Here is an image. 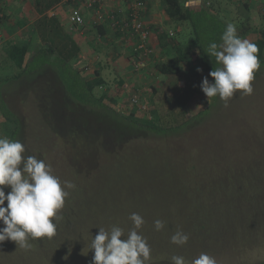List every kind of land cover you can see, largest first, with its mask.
Masks as SVG:
<instances>
[{
	"label": "rangeland",
	"instance_id": "374dc122",
	"mask_svg": "<svg viewBox=\"0 0 264 264\" xmlns=\"http://www.w3.org/2000/svg\"><path fill=\"white\" fill-rule=\"evenodd\" d=\"M254 1L256 2L251 10L253 24L264 30L263 5L260 0H253L252 3ZM236 5L231 3L230 10L241 14L243 7ZM121 7H125L124 4H121ZM62 11L64 16H68L69 6H64ZM148 11L152 14H162L160 0H150ZM50 12L54 14V11ZM161 21L163 23L164 18ZM161 26L164 27L162 24ZM165 26L173 35L178 31L182 34L177 35L178 39L182 40L183 47L191 53L190 69L170 77L160 74L155 65L142 70L132 69L135 77L133 76V80H125L121 98L131 94L133 87L140 89V97L147 92L150 94L153 87H156L158 93L154 100L164 108L163 110L160 107L164 113H169L168 108H173L176 112L181 111L180 106L172 99L174 95H190L180 115L191 117L200 110L208 109L203 117L204 121L191 130L133 138L109 153L101 148L95 168H89V165L78 171L71 166L70 146L57 136L52 128L64 126L67 131L72 126L63 125V122L68 120L56 109L53 108L52 111L50 104L58 100V95L52 93V99H47L45 87L48 80L18 79L13 85H6V91L14 101V106L19 109L22 119L18 122L12 141L19 140L24 145V157L34 156L50 165L52 175L59 178L62 188L69 195L65 197L63 208L57 211L54 218L55 235L50 239L29 238L28 243L32 245L29 249L21 248L10 239L0 242V264H92L94 250L90 248L100 228L110 232L113 227H119L124 233L121 239H126L134 229V223L130 219L133 213L139 214L144 221L136 231L146 239L150 248V259L145 261V264L161 261L173 264L174 256L183 257L185 264H192L201 253L214 258L216 264H253L264 260V239H257V243L249 248V245L243 243L254 242V237L249 236L250 228L239 227L231 222L234 216H229L228 213L231 212V205L235 201L232 195L226 193L228 187H224L225 181L219 176L204 172L202 168H199L198 172L197 169H191L188 162L198 160L196 152L187 150L193 148L196 151L199 148L198 155L201 160L212 162L222 154L221 144L227 146L244 140L240 137L244 133L243 128L245 131L251 128L258 132L264 128V65H260L254 72V90L251 95H241L242 90H238L229 99L227 107L219 95L216 104H212V98L208 100L201 88L205 77L210 83L212 79H209L206 70H202L199 56L192 53L194 47H189L194 43L189 24H181L183 27L179 29L172 23ZM72 31L70 28L69 32ZM98 35H95L98 40L94 45L102 44L106 46L104 50L112 46L108 41L105 45L104 38ZM12 38L22 40L17 34L12 35ZM154 42L156 44L157 41ZM99 49L102 52V47ZM120 50L126 53L131 61L127 47L123 45ZM174 53V49L172 52H166L157 46L155 57L156 60L158 56L166 60ZM91 55L93 58H99ZM90 58L87 56L88 60ZM87 66L84 75L93 76L95 68L91 66V61ZM116 73L117 71L112 69H107L105 73L107 83L113 88L119 87ZM31 85L33 90L30 89ZM19 94L22 95L21 98ZM146 105L147 109L139 112L141 116L148 115L155 106L151 103ZM43 108L46 110L44 114ZM120 110L125 112L122 107ZM94 122L101 123L100 120ZM0 128V137H6L1 134L2 124ZM251 137L254 139V135ZM6 138L10 140L8 136ZM175 144L178 145L177 149ZM205 156L207 157L204 158ZM77 161L84 165L80 159ZM65 181L71 182L75 187L65 188ZM10 190V187L6 186L5 194ZM240 213L237 206L235 217ZM157 220L164 225L160 230L155 227ZM4 226L0 221V228ZM231 229L236 231L239 238H231ZM178 232L188 236L185 244L172 242V236ZM260 237L264 238V234ZM232 241L242 242V253H229ZM223 251L226 254L220 253Z\"/></svg>",
	"mask_w": 264,
	"mask_h": 264
},
{
	"label": "trees",
	"instance_id": "16d2710c",
	"mask_svg": "<svg viewBox=\"0 0 264 264\" xmlns=\"http://www.w3.org/2000/svg\"><path fill=\"white\" fill-rule=\"evenodd\" d=\"M63 1L31 0V8L39 16L27 26L24 39H7L5 35L0 37L5 53V56L0 58L2 136L5 134L12 140L16 134L15 129L18 122L22 121L19 109L14 106L12 103L14 101L6 91V85H13L18 79L48 80L45 96L51 100L52 93L58 95L56 97L58 100L50 104L51 109L52 111H54L53 108L56 109L65 120H68V122L64 121L63 125L71 124L72 128L67 131L64 126L51 128L70 146V156L72 157V165H70L77 168L78 171L89 165V168H95L97 155L101 148L109 153L133 138L147 137L150 134L169 135L182 130H191L204 121L203 117L208 109L200 110L191 117L180 115L187 105L190 95L186 97L174 95L172 99L177 106H180L181 111L178 113L173 108H168L169 113H164V108L154 100L158 90L153 87V92L150 94L147 92L139 100L142 104L151 103L155 106L148 112V115L141 116L139 114L140 107L131 101L132 94L139 92V88L133 87L131 94L128 93L124 98H121L126 82L123 77L118 81L119 87L113 88L104 78L101 67L94 69L93 76H85L86 66H81L83 58L79 43L74 39L72 32L65 28L56 13L48 15L49 10L55 9ZM105 2L113 4L114 0H105ZM252 2L253 0H160L164 12L168 16L166 24H175L176 29L183 27L181 24H189L191 38L194 41L189 47L191 49L194 47L195 50L192 53L199 56L202 70H206L208 73L221 65L215 62L214 57H210L207 48L212 42L222 43L221 36L229 23L236 26L237 35L241 39H247L257 45L260 65H264V30L253 24ZM231 3H236L239 8L242 6L243 12L241 14L234 13L229 8ZM260 4L263 5L262 9L264 10L262 0H260ZM148 7L146 14H148ZM6 11L4 7L0 6V33L5 28L6 32L10 34L16 26L11 22V15ZM17 25L22 27L27 25V22L20 20ZM93 26L94 29L98 28L99 37L107 33L108 27L112 30L108 21ZM154 30L156 45L159 48L175 50L169 59L161 60L156 64L159 73L170 77L187 72L190 69L191 53L183 47L182 40L178 39L177 34H182L178 31L173 35L168 29L157 26H154ZM113 33L122 36L121 32ZM209 79H212L210 81L214 83V78L210 74ZM30 89L33 90L32 85ZM217 96L211 97L212 104H216ZM44 103H46V99H44ZM120 107L124 108L125 112H121ZM48 109L50 110V107ZM44 111L46 110L43 108V114ZM94 120H100L101 123L96 124ZM243 132L240 137L244 140L239 143L227 146L221 144L222 154L215 157L212 162L201 160L198 155L199 148L196 151L193 148L187 150L196 152L197 160L201 161L188 162L191 169H197L196 172H198V169L202 168L204 172L219 176L225 181L223 185L228 187L226 193L232 195L235 201L231 205L233 208L228 215L234 216L231 222L235 225L250 228L249 236L254 237V242L243 243L249 245L250 248L251 245L257 243V239H264L260 237L264 234V128L259 132L251 128L245 131L243 128ZM111 134L116 136H111ZM252 134L254 139L251 137ZM176 146L178 145L175 144V148ZM76 159H80L84 165H80ZM237 206L241 213L235 217ZM230 232L232 233L230 234L231 238H239L235 230L231 229ZM243 244L240 241L233 242L229 253H242ZM220 253L226 254L224 251ZM150 264L172 263L161 261ZM253 264H264V260Z\"/></svg>",
	"mask_w": 264,
	"mask_h": 264
},
{
	"label": "clouds",
	"instance_id": "9594fccd",
	"mask_svg": "<svg viewBox=\"0 0 264 264\" xmlns=\"http://www.w3.org/2000/svg\"><path fill=\"white\" fill-rule=\"evenodd\" d=\"M221 41L220 44L212 42L207 48V53L221 67L209 73L214 83L205 77L201 88L208 100L219 95L227 107L229 99L238 90H242L241 95L245 96L253 93L254 72L260 67L259 49L255 43L241 39L232 23L227 25ZM24 152L25 147L19 140L0 137V221L5 225L0 228V242L10 239L21 248L29 249L32 247L29 238L50 239L55 235L54 218L69 193L62 188L59 178L52 175L50 165L34 156L24 157ZM6 186L11 189L7 195ZM64 187L73 188L75 185L65 181ZM130 219L134 229L123 240L121 228L113 227L110 232L100 228L90 248L94 250L92 264H145L150 259L147 241L136 231L144 223L143 218L133 213ZM163 226V222L155 221L157 230ZM171 240L182 245L188 236L178 232ZM172 260L174 264H185L183 257L174 256ZM192 264H216V261L201 253Z\"/></svg>",
	"mask_w": 264,
	"mask_h": 264
},
{
	"label": "built area",
	"instance_id": "2783aa9c",
	"mask_svg": "<svg viewBox=\"0 0 264 264\" xmlns=\"http://www.w3.org/2000/svg\"><path fill=\"white\" fill-rule=\"evenodd\" d=\"M63 3L69 6L72 30L83 32L89 19L93 25L108 21L113 32L122 33L134 69L142 70L154 61L157 52L155 25L146 20L150 0H114L113 4L105 0H64ZM121 4L125 7H121ZM140 98L138 92L133 93L131 101L138 104L139 110L147 109L146 103H140Z\"/></svg>",
	"mask_w": 264,
	"mask_h": 264
},
{
	"label": "crops",
	"instance_id": "0c3cea01",
	"mask_svg": "<svg viewBox=\"0 0 264 264\" xmlns=\"http://www.w3.org/2000/svg\"><path fill=\"white\" fill-rule=\"evenodd\" d=\"M255 2L256 1H254V3H251L252 8L254 7ZM151 5H150L149 10L151 9ZM0 6L4 7V9L7 10L6 12L11 15L10 20L16 26L15 30L10 34H8L4 28L3 31L0 33V37L5 35V37L8 39V38H12V35L17 34V35H20V39H24L27 26L33 23L39 16V14L31 8V0H0ZM64 6H67V5L62 2L58 7H56L55 9H51L48 12L54 11V14L56 13L60 17L61 22L65 25L66 28H68V31H69L71 28V24L68 21L69 20L68 16H64L63 14L62 9ZM160 7L162 9V14L161 13L152 14L151 12L148 11V14H146V20L150 22L151 24L156 25L158 28H167V26L165 25H166V22L168 21V16L164 12V9L161 3H160ZM52 14L53 12L48 13V15L50 16ZM161 17L164 18L163 23H161L162 22ZM20 20H25L27 22V25L19 27L17 24H18V21ZM161 24L164 27H162ZM86 26L87 27L83 32L81 31L78 32L76 30L72 31L74 39L79 43L80 48H81L80 53L83 58L81 66L85 65L86 67H88L87 64H89V62L91 61V66L93 65L95 69L99 67L102 68V74L106 80H107L106 78L107 75L105 73L107 69H112V70L117 71L118 80L121 77H123L124 80H133L134 73L132 69H134V67L132 65V62L130 61L128 55L126 53H123V51L120 50V48L124 45V39L122 38V36H119L113 33L110 27H108L107 33L101 37L104 38L103 41L105 40V45H107L106 41H108L109 45L111 44L112 46H110V48H108L107 50H104L105 49L104 47L106 46H103L102 44H99L97 46L94 45V42L98 40V39H95L96 37L95 35L97 34L98 28L95 27L96 29H94V26L90 22V19L87 20ZM100 47H102V50H101L102 52H100V49H99ZM162 50L166 52L173 51V49H170V48L168 49L161 48V51ZM90 53L98 56L99 58L98 59L93 58ZM4 56H5V53L3 50L2 42L0 41V58H3ZM87 56L93 59L90 58L88 60ZM155 60H156V57L154 61ZM161 60H164V58H159L158 56V59L156 60V62L152 61L149 67H152L154 65L156 66V64Z\"/></svg>",
	"mask_w": 264,
	"mask_h": 264
}]
</instances>
